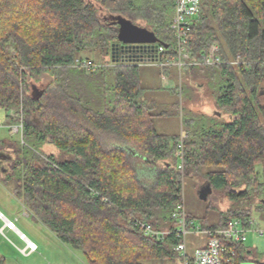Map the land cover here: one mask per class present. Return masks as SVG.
<instances>
[{
    "label": "trees",
    "instance_id": "obj_1",
    "mask_svg": "<svg viewBox=\"0 0 264 264\" xmlns=\"http://www.w3.org/2000/svg\"><path fill=\"white\" fill-rule=\"evenodd\" d=\"M25 3L15 0L8 7L19 8L18 15L3 13L4 7L0 10V110L9 124L22 116L21 139L30 149L5 143L12 148L13 159L10 172L0 177L35 220L80 251L88 264H146L169 257L180 238L175 232L163 240L148 236L136 220L157 230H173L177 221L172 213L184 204L186 176L203 177L214 191H223L236 202L220 211L218 224L205 228L253 217L251 205L234 210L242 200H256V211L264 214V105L258 101L264 95V0H201L187 50L197 58L217 44L223 62L185 68L190 76L205 78L227 117L220 120L218 110L211 117L180 111L184 128L176 135L159 133L154 127L155 114L144 99L139 65L111 59L118 16L147 28L160 43L172 45L175 0ZM85 51H110L111 66L83 59L80 53ZM237 55L241 59L235 63ZM85 60L94 66L85 68ZM171 68H161V75L171 78ZM44 75L50 82L35 98L28 79ZM180 75V86L167 89L179 88L182 98L186 89ZM193 77H188V87L200 89ZM44 144L56 147L59 156L51 153L41 159L31 150ZM131 147L141 153L139 163H134L132 157L138 153ZM121 164H132L135 172L129 190L118 182ZM139 172L153 177L149 188L139 181ZM125 236L132 241L126 243ZM136 246L142 247L141 254L132 253ZM227 248L235 252L227 264H264L246 243L227 244Z\"/></svg>",
    "mask_w": 264,
    "mask_h": 264
},
{
    "label": "rangeland",
    "instance_id": "obj_2",
    "mask_svg": "<svg viewBox=\"0 0 264 264\" xmlns=\"http://www.w3.org/2000/svg\"><path fill=\"white\" fill-rule=\"evenodd\" d=\"M29 0H22L23 4H27ZM15 0H0V10L5 9L3 13L19 14V8L17 10L11 9ZM31 6V5H30ZM8 7H11L10 9ZM27 9H30L26 7ZM8 9V10H6ZM33 11H37V7L31 6ZM0 13V18H1ZM17 17V16H16ZM15 20V19H13ZM22 31H27L25 25L19 22ZM1 25V24H0ZM142 26V25H141ZM143 27V26H142ZM18 31V30H17ZM83 59H90L95 63L106 65L110 67V51H93V52H82L80 53ZM109 65V66H108ZM172 79L180 86L179 81V71L172 67ZM189 71L186 68H183L181 71L182 82L181 87L186 89L183 93V97L180 98L179 93L180 89L178 88L177 92H171L167 88L163 87L162 81L164 75H161V68L153 62L142 63L139 66V81L141 87L144 90V99L152 108L151 113L155 117L153 118V124L156 130L159 133L164 134H179L182 129L181 114L184 115L189 113H195L200 111L210 116L212 111L218 110L222 111V117L220 120H225L227 113L219 108L216 105L214 98L211 95V92L206 87L205 78L201 75L190 76ZM169 77V76H168ZM188 77H193V83H198L201 85L200 89L193 87H188L191 83H188ZM31 85L36 86L37 89L45 88L49 82L50 78L48 76H42L39 80L28 79ZM187 87L189 89H187ZM264 89V85L261 87ZM28 92V94H30ZM259 103L264 105V95L259 98ZM182 109V110H181ZM11 114V113H10ZM15 115L14 113L12 114ZM5 114L0 110V146L5 143L18 144L22 147H27L30 149L28 143L22 141L19 133H11L8 127V122L5 120ZM219 119H214L215 122ZM26 142V141H25ZM3 143V144H2ZM123 145V144H122ZM126 145V142H125ZM31 150L35 151L37 155L43 159L44 155L55 154L59 156L60 151L51 144H44L37 149V147L32 148ZM131 150L137 154L133 156L134 163H139L140 158L138 157L141 153L135 147H131ZM9 153L13 156V150ZM140 153V154H139ZM15 157V156H14ZM122 169V176L119 177L118 182L120 185H124L125 188L131 189V172L132 175L135 173L131 170V166L128 165H119ZM258 171L262 174V168L259 167ZM139 181L145 184L146 187H150L153 182V177L148 174H143L139 172L137 174ZM207 181L203 178H192L184 177L183 179V203L186 210V213L190 214L193 217L195 226L206 227L207 225H216L220 222L221 216L220 211L225 212L227 208L236 202H231L227 199L226 194L223 191H214L212 188V193L209 196V199L203 201L199 199L197 195V189L199 186L206 184ZM131 185V186H130ZM250 201H239V205L236 206L234 210H242L245 207L251 205V210H253V217L256 220V223L259 227H264V214L256 211V200ZM0 212L8 219L13 220L17 229L22 232L28 239L34 242L38 249L36 252L30 255H24L19 249L23 248L25 241L20 239L19 234L15 231L4 229L0 231V258L3 260V264H88L85 260L83 254L72 249L67 244L61 242L57 236L52 233L46 226H44L39 221L35 220L33 216L29 213L27 208L24 206L23 202L18 199L12 192L11 186L3 182L0 177ZM262 219H260V217ZM3 220L0 218V228L3 226ZM203 234L188 233L186 236L187 250L192 253L196 248L195 245L200 244L203 240ZM126 243H130L132 240L131 236H125ZM122 243V242H121ZM134 244V243H133ZM122 248V244L119 245ZM116 247V249H120ZM134 246V245H133ZM246 246L255 248L257 247L258 256H261V253L264 254V236H259L255 232L248 233V238L246 241ZM142 247L138 248L137 246L133 248L132 253L141 254ZM128 251V250H127ZM141 252V253H139ZM261 252V253H260ZM130 254V253H129ZM264 259V255L261 256ZM146 264H182L181 257L179 252L174 251L169 257L161 260H149ZM243 264H254L252 262H245Z\"/></svg>",
    "mask_w": 264,
    "mask_h": 264
},
{
    "label": "built area",
    "instance_id": "obj_3",
    "mask_svg": "<svg viewBox=\"0 0 264 264\" xmlns=\"http://www.w3.org/2000/svg\"><path fill=\"white\" fill-rule=\"evenodd\" d=\"M201 0H175V10L172 17L171 29L174 33V42L172 45L157 43L154 52H150V48L136 52L130 59H135L136 55H144L149 59L146 62H125L132 64H142L153 62L160 68L175 67L179 71V81L181 79V71L185 67H193L199 64H217L223 62L219 56V46L213 44L207 52L200 53L199 56L192 57L187 50V41L191 30L192 19L200 10ZM240 55H237L235 63L240 62ZM82 66L87 69L92 68L94 63L90 60L82 62ZM11 115L13 111L10 112ZM11 133H19L22 138L23 121L22 116L17 123L8 124ZM178 154L182 155V144L178 145ZM182 164H179L181 168ZM172 216L176 219L177 225L173 230L161 229L157 230L148 222L136 220V225L148 236L163 240L166 235L175 232L180 238L175 245V251L179 252L182 264H227L233 258L235 252L228 249L227 244L246 243L248 233L255 232L259 236H264V227H259L254 217L243 219L241 217L233 218L223 227L202 228L195 226L194 220L188 219L184 204H179ZM0 218L3 220L2 232L4 229L15 231L19 234L20 239L25 241V246L19 249L24 255L36 252L38 246L20 232L14 221L6 218L0 212ZM188 233L205 234L207 239L204 245L196 247L192 253L188 252L186 244V236Z\"/></svg>",
    "mask_w": 264,
    "mask_h": 264
},
{
    "label": "water",
    "instance_id": "obj_4",
    "mask_svg": "<svg viewBox=\"0 0 264 264\" xmlns=\"http://www.w3.org/2000/svg\"><path fill=\"white\" fill-rule=\"evenodd\" d=\"M115 23L119 25L117 42L111 45V59L112 62H146L149 59L145 58L144 55H136L142 57H136L135 59L131 56H126L119 59V51L124 54L127 52H140L142 50H147L152 44L160 43L158 38L153 32L145 27L134 24L131 20L124 18L122 16L115 17ZM155 45L154 47H156ZM125 60V61H124ZM41 90L37 89L36 86H32V95L37 98ZM197 195L199 199L206 201L212 193V187L209 183L199 186L197 189Z\"/></svg>",
    "mask_w": 264,
    "mask_h": 264
},
{
    "label": "flooded vegetation",
    "instance_id": "obj_5",
    "mask_svg": "<svg viewBox=\"0 0 264 264\" xmlns=\"http://www.w3.org/2000/svg\"><path fill=\"white\" fill-rule=\"evenodd\" d=\"M157 44H152L150 47V52H154L155 48L154 47ZM133 52H127V53H123L119 51V55L118 57H120V59L126 57V56H133ZM125 61V60H124ZM12 152V148H10L7 145H1L0 146V175H7L10 170H11V162L13 159V156L11 153Z\"/></svg>",
    "mask_w": 264,
    "mask_h": 264
},
{
    "label": "crops",
    "instance_id": "obj_6",
    "mask_svg": "<svg viewBox=\"0 0 264 264\" xmlns=\"http://www.w3.org/2000/svg\"><path fill=\"white\" fill-rule=\"evenodd\" d=\"M139 66L141 65V64H138ZM164 79H163V83H162V85H163V87H165V88H172V87H174V86H176V82L174 81V79H172V78H170V77H168L167 75H164V77H163ZM182 132V131H181ZM180 132V133H181ZM14 194V193H13ZM15 195V194H14ZM3 227V226H2ZM1 227V228H2ZM7 230V229H6ZM12 231V230H11ZM203 234V233H202ZM204 235V237H203V240L200 242V244H197V245H195V247H199V246H202V245H204L205 244V242H206V239H207V237H206V235L205 234H203ZM187 244V243H186ZM25 246V245H24ZM250 249H254L257 253H258V249H257V247H255V248H252V247H250ZM34 253V252H33ZM33 253H30V254H33ZM261 253V252H260ZM30 254H28V255H30ZM262 255H264L263 253H261V256ZM260 256V257H261Z\"/></svg>",
    "mask_w": 264,
    "mask_h": 264
}]
</instances>
